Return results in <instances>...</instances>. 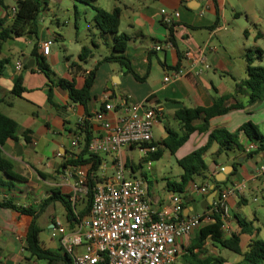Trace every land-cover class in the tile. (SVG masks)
I'll list each match as a JSON object with an SVG mask.
<instances>
[{
	"label": "crops",
	"instance_id": "1",
	"mask_svg": "<svg viewBox=\"0 0 264 264\" xmlns=\"http://www.w3.org/2000/svg\"><path fill=\"white\" fill-rule=\"evenodd\" d=\"M94 6L107 11L115 6L120 7L118 33L128 36L124 53L138 78L115 62L98 63L109 54L112 36L101 34L95 26L92 19ZM72 7L73 22L68 19L61 25L56 19L57 32L47 25V21L39 13L40 26L36 34L10 39L0 48V57H7L9 60L0 74V112L15 120L18 126V138L5 141L1 151L12 163L13 170L23 178L10 181V187L0 185V200L12 199L16 204L40 210L35 220L39 227V243L42 247L59 253L63 252L58 240L49 234L52 225L59 222L67 229H73L74 225L71 227L66 221L65 210L60 201L54 200L46 204L44 201L54 194L71 201L76 178L75 166L64 164L72 155L82 150L84 128L90 131L92 137L99 132L100 126L94 119V113L103 107L104 93L110 95L107 101L117 109L130 103L159 107L160 115L152 126L151 137L157 146H161L167 128L184 133L175 117L178 109L208 107L214 98L221 96H228L224 106L233 104L235 101L230 94L236 82L247 76L244 58L246 50L260 47L264 51V0H105L104 5L101 0H72ZM160 9L177 11L179 15L173 17L170 24H164ZM166 41H170L172 47L154 49V45H164ZM43 42H49V51L42 56L50 69V78L38 70L31 55L34 48L41 54L40 44ZM82 46H86L90 54L81 61L78 54ZM24 58L33 59V65H26ZM17 62L22 63L20 69H16ZM253 64L264 65V52L262 58L255 59ZM95 66L89 99L84 105L72 102L66 90L51 83L59 78L74 79L75 87L80 88L84 76ZM174 71H178L177 76L163 80L165 75H172ZM18 76L22 78L25 88L21 96L11 93ZM238 99L245 104L243 108L230 109L225 114L211 117L207 131L189 134L186 141L173 153L176 154V160L203 146L210 129L225 128L233 131L246 120L258 127L264 123V99L252 105L246 104L245 95H238ZM201 121L200 118L194 119L192 124L197 125ZM24 129H29L26 134L28 141L22 135ZM73 139L77 140L76 145L71 144ZM239 142L245 148L244 151L235 149L218 155L217 143L210 144L203 156L207 165V178L203 184L208 185L209 191L206 194L191 192L190 183L185 190L184 214L203 213V208L201 212L195 211L194 202L200 200L204 204V200L213 191L210 188L213 186L211 179L224 167L231 166L223 179H226L225 183L219 187L236 186L240 191L227 199L228 213L223 217L225 238L240 231L237 221L240 216L232 208L248 202L246 192L252 195L253 201H257L258 196L262 198L253 208L250 220L240 217L248 223L250 229L248 234L239 235L241 250L244 251L250 239L264 241V170L259 171L264 166V156L259 153L253 158H245L249 142L244 136L239 137ZM57 153L61 155L57 156ZM104 155L105 157L98 155L101 163L96 175L101 178L100 181L107 176L106 171L112 167L111 161L115 155L131 170H136V166L127 157L123 158L122 149ZM206 155L211 157L210 164L205 159ZM239 158L242 159L238 161ZM233 161L239 162V165L232 172ZM79 165L89 167V164ZM147 186L149 199L156 203L165 201L172 192L166 188L167 192L161 196L157 191L151 190L148 183ZM215 196L216 192L214 198ZM78 200L72 205L75 212L83 207ZM59 207H62L63 222L56 212ZM30 221L29 215L0 206V264H48L47 260L28 258L24 250V236ZM210 221L209 217H204L201 225ZM199 227L183 238L182 251L175 261L182 264V256L193 245ZM43 228L46 229V234L41 237ZM224 249L226 248L205 239L193 252L200 257H221L223 264L241 260V254L237 253L236 257L228 258L224 255ZM76 251L81 252L82 247ZM53 264L62 263L56 260Z\"/></svg>",
	"mask_w": 264,
	"mask_h": 264
},
{
	"label": "trees",
	"instance_id": "2",
	"mask_svg": "<svg viewBox=\"0 0 264 264\" xmlns=\"http://www.w3.org/2000/svg\"><path fill=\"white\" fill-rule=\"evenodd\" d=\"M87 2L89 0H76ZM47 4L46 0H15L14 11L8 12L6 6H2V14H0V48L3 43L10 39L25 37L28 34H36L38 28V16ZM94 16L93 22L101 34H110L112 40L109 44V54L104 56L98 63L102 62H115L119 64L126 72L136 74L133 72L128 58L125 56V48L128 36L124 33H118L121 9L115 6L110 11L100 7H93ZM76 12V9L74 8ZM171 37V36H170ZM263 49L254 47L247 49L244 58L247 63L246 78L236 82L234 90L230 96L234 99V103L229 106H224V101L228 96H221L214 98L212 104L208 107H195L187 108L182 107L175 112L176 119L180 122L184 133L180 134L176 130L167 128L166 137L161 141V146L155 142H151L157 146L155 152L143 156L144 160H156L161 157L164 149H167L173 154L187 139L189 134L194 131L203 132L207 131L208 120L211 117L225 114L230 109L243 108L245 104L238 99V95L247 96L246 104L252 105L264 99V65L253 64L255 59L260 60L263 55ZM90 54V50L86 46H82L78 54L79 60H84ZM31 55L34 57L36 66L47 78H50V69L42 54L38 53L36 49H32ZM7 57H0V74L8 63ZM175 68H177L175 66ZM95 69L91 70L84 76L83 85L80 88L75 87L74 79L68 80L59 78L51 83L66 90L68 97L72 102L85 104L89 99V89L94 81ZM22 85V78L18 76L13 84L11 93L16 96H21L24 91ZM200 118V124L193 125L194 119ZM86 121L83 123L85 126ZM17 123L12 118L0 112V185L10 187L12 180H22L23 178L13 170L12 163L2 155L1 147L7 140H15L17 136ZM83 136L82 150L71 156L70 159L65 161L64 165L76 166L79 164H89L87 168V193L84 195L85 203L83 207L75 212L71 201L65 199L61 195L54 194L47 198L44 203L58 200L64 207L65 218L69 226H73L78 220L77 217L86 216L89 214L92 202V186L101 180L96 175L101 158L87 151V145L92 135L86 128ZM27 132L29 129L22 130L24 139L28 141ZM244 136L249 143H254L256 148L246 151L245 158H253L259 153L264 156V132L258 127L257 124L250 120L244 121L235 130L229 131L225 128H214L208 131L207 142L183 157L176 160L181 172L177 175V181L173 183H166V188L169 191L185 192L190 183L198 185L203 184L207 178L206 171L207 165L204 161V154L212 142L217 143L216 154L226 152L229 150L244 151L245 148L239 142V137ZM133 147V146H132ZM86 155V156H85ZM239 162H232V172L236 169ZM134 168V166H132ZM135 169V168H134ZM7 179V180H5ZM9 180V181H8ZM226 181H217L215 177L211 179L213 183V190L219 188ZM1 207H9L23 215H29L31 221L27 227L24 239V250L28 254V258L47 260L48 264H53L54 261L60 260L62 264H71L70 257L65 253L54 252L42 247L38 240L39 227L36 224V216L40 210H36L32 206H22L16 204L12 199H1ZM209 209V212L207 210ZM212 205L203 209L202 216H208L211 221L201 225L197 231V236L194 239L193 245L186 249V254L182 256V264H223L224 260L221 257L205 256L200 257L197 253L193 252L194 248H199L200 243L209 239L212 242L234 252L241 254L240 261L233 264H264V241L257 238H252L246 245V250L242 251L240 246V233L248 234L250 232L248 223L237 217L238 225L240 228L239 233H232L228 238L223 236V220L219 212L211 210ZM211 212V213H210ZM102 264V263H97Z\"/></svg>",
	"mask_w": 264,
	"mask_h": 264
},
{
	"label": "built area",
	"instance_id": "3",
	"mask_svg": "<svg viewBox=\"0 0 264 264\" xmlns=\"http://www.w3.org/2000/svg\"><path fill=\"white\" fill-rule=\"evenodd\" d=\"M14 11V8H12ZM161 21L170 24L177 11L160 9ZM172 47L170 41L164 45H154L161 50ZM49 42L40 44L41 54H47ZM16 69L22 67L16 63ZM178 75H165L164 81ZM109 94L102 95L103 107L94 113L100 130L88 142L87 151L92 154H107L123 147L138 146L143 156L156 151L151 144V129L160 115L157 106L143 107L140 103H130L119 109L108 102ZM111 116L108 117V114ZM77 140H71L76 145ZM256 148L249 143L246 151ZM57 153V156H60ZM147 160V166L149 165ZM114 174L92 186V202L89 214L77 217L73 229H67L55 222L50 236L56 238L60 249L71 259V264H173L181 253V244L185 236L198 228L204 217L202 214H184L186 191L171 192L160 203L148 197V186L142 178L129 179L124 176L126 163L117 155L112 158ZM264 166L259 168L263 171ZM72 205L87 193V168L84 165L74 167ZM191 192L206 194L207 184L191 183ZM240 191L236 186L219 187L212 200V209L223 217L228 213L227 199ZM82 247L81 252L76 249Z\"/></svg>",
	"mask_w": 264,
	"mask_h": 264
},
{
	"label": "rangeland",
	"instance_id": "4",
	"mask_svg": "<svg viewBox=\"0 0 264 264\" xmlns=\"http://www.w3.org/2000/svg\"><path fill=\"white\" fill-rule=\"evenodd\" d=\"M91 2V0H89ZM47 4L43 6L40 13L42 14L44 20L47 21V25H50L51 29L55 32L58 31L56 27V19L58 22L63 25L64 21H69L72 23L74 20L72 0H46ZM101 3L104 5L105 0H101ZM6 6L8 12H11V8L15 6V0H0V14H2V6ZM40 26V24H38ZM37 28V32H38ZM9 42V41H7ZM261 131L264 132V123L259 125ZM181 153V152H180ZM101 157H105L104 154H100ZM123 158L127 157L130 162L136 166V170H131L129 166L124 167V176L129 179H141L146 181L149 184V188L157 191L161 196L167 192L166 183L176 182L177 175L181 172L179 165L176 162V154H171L167 149L163 151V154L160 158L156 160H149V165L147 166V160H144L143 153L139 150L138 146H133L131 148L123 147L122 148ZM206 161L210 164L211 157L209 155L205 156ZM230 170H227V173ZM114 174L113 168H109L106 171L108 178L112 177ZM171 192V191H170ZM175 192V191H173ZM247 203L241 205L240 207L234 206L232 209L234 213L240 217H245L246 220H250V215L252 214L253 208L256 204L262 201V198L258 196L257 201L252 200V195L246 192ZM80 206H83L85 203L84 195L78 198ZM78 204L76 207L78 208ZM208 207V206H207ZM194 208L196 212H201L200 200L194 202ZM61 210L62 207L56 208L57 215L61 219ZM209 212V209L207 210ZM63 222V219H61ZM41 237L45 236L46 229L41 230ZM243 243V242H242ZM224 255L228 258L236 257L237 254L224 249ZM25 260V259H23ZM173 264H180L179 261H175Z\"/></svg>",
	"mask_w": 264,
	"mask_h": 264
},
{
	"label": "water",
	"instance_id": "5",
	"mask_svg": "<svg viewBox=\"0 0 264 264\" xmlns=\"http://www.w3.org/2000/svg\"><path fill=\"white\" fill-rule=\"evenodd\" d=\"M39 28V26H38ZM28 37H30V35H28ZM23 62L26 64V65H33V59H29L27 60L26 58L23 59ZM242 158H239L238 161H240ZM231 169V166H226L224 167L216 176H215V179L217 181H222L225 177V175L227 174V170H230ZM211 189L213 188V186L210 187ZM214 195H215V189L210 193L209 195V198H207L206 200H204V204L203 203H200V206L201 208H205L207 207L209 204H211L213 198H214ZM211 213V212H210Z\"/></svg>",
	"mask_w": 264,
	"mask_h": 264
}]
</instances>
